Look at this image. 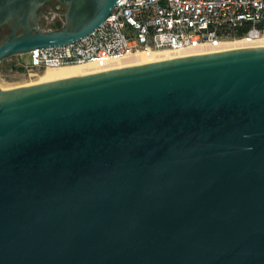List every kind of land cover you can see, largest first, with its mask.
<instances>
[{
  "label": "water",
  "instance_id": "1",
  "mask_svg": "<svg viewBox=\"0 0 264 264\" xmlns=\"http://www.w3.org/2000/svg\"><path fill=\"white\" fill-rule=\"evenodd\" d=\"M49 1L0 0V62L118 0ZM0 264H264V48L0 90Z\"/></svg>",
  "mask_w": 264,
  "mask_h": 264
},
{
  "label": "built area",
  "instance_id": "2",
  "mask_svg": "<svg viewBox=\"0 0 264 264\" xmlns=\"http://www.w3.org/2000/svg\"><path fill=\"white\" fill-rule=\"evenodd\" d=\"M63 9L43 15L45 23L63 25ZM248 25L238 39L246 43L264 36V0H118L104 20L80 40L28 52L27 73L50 66L115 58L200 45L215 48L237 39L235 30Z\"/></svg>",
  "mask_w": 264,
  "mask_h": 264
},
{
  "label": "bare ground",
  "instance_id": "3",
  "mask_svg": "<svg viewBox=\"0 0 264 264\" xmlns=\"http://www.w3.org/2000/svg\"><path fill=\"white\" fill-rule=\"evenodd\" d=\"M249 47L264 48V36L258 37L249 43H246L241 39L226 40L220 42L218 46L215 48H208L207 46L200 45L195 48L159 50V51L147 52V53L134 52V53H127L115 58L87 61V62H82L79 64H71V65L50 66L43 69V71L36 76L34 81H32L31 83L25 86L47 83V82L63 80L73 77H80L89 74L115 70L125 67H131L141 64L159 62L173 58L214 53L220 51H229V50L249 48ZM5 89H10V88L0 87V90H5Z\"/></svg>",
  "mask_w": 264,
  "mask_h": 264
},
{
  "label": "rangeland",
  "instance_id": "4",
  "mask_svg": "<svg viewBox=\"0 0 264 264\" xmlns=\"http://www.w3.org/2000/svg\"><path fill=\"white\" fill-rule=\"evenodd\" d=\"M59 23L58 21H53L51 23H45L41 17L37 20V28L41 31L56 30L55 25ZM62 26L59 23V28ZM57 27V29H59ZM5 32L0 31V40L6 36ZM29 56L28 53L12 56L0 62V87L3 88H15L25 86L35 80L36 76L41 73H27L23 66H28Z\"/></svg>",
  "mask_w": 264,
  "mask_h": 264
},
{
  "label": "flooded vegetation",
  "instance_id": "5",
  "mask_svg": "<svg viewBox=\"0 0 264 264\" xmlns=\"http://www.w3.org/2000/svg\"><path fill=\"white\" fill-rule=\"evenodd\" d=\"M58 6V8L63 9L64 11V6L61 5L59 2L55 1V0H51L49 2H47L46 4L42 5L37 12V18H36V22L37 20H39L43 15L49 14L54 7ZM13 20H10L8 24H4L1 25L0 27H5L6 29L10 30V25L12 24ZM0 31L3 32V28H0ZM22 29L17 27V33H21ZM9 34V33H8Z\"/></svg>",
  "mask_w": 264,
  "mask_h": 264
},
{
  "label": "trees",
  "instance_id": "6",
  "mask_svg": "<svg viewBox=\"0 0 264 264\" xmlns=\"http://www.w3.org/2000/svg\"><path fill=\"white\" fill-rule=\"evenodd\" d=\"M55 26H56L55 29H57V27L59 28V23H57ZM248 27L249 26L246 25V24L238 27L235 30L236 38L238 39L239 37H241V35L246 32V30L248 29ZM0 28H3V32H5L6 34H8L10 32V30L9 29H6L5 27H0Z\"/></svg>",
  "mask_w": 264,
  "mask_h": 264
}]
</instances>
